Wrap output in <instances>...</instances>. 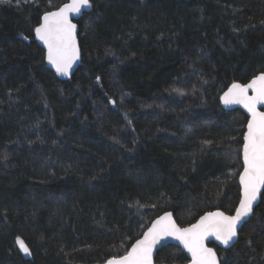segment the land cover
Returning a JSON list of instances; mask_svg holds the SVG:
<instances>
[{"label": "trees", "instance_id": "obj_1", "mask_svg": "<svg viewBox=\"0 0 264 264\" xmlns=\"http://www.w3.org/2000/svg\"><path fill=\"white\" fill-rule=\"evenodd\" d=\"M66 1L0 0V264H103L240 199L248 116L219 97L264 71V0H90L61 80L34 29ZM238 234L220 264H264V197Z\"/></svg>", "mask_w": 264, "mask_h": 264}, {"label": "snow or ice", "instance_id": "obj_2", "mask_svg": "<svg viewBox=\"0 0 264 264\" xmlns=\"http://www.w3.org/2000/svg\"><path fill=\"white\" fill-rule=\"evenodd\" d=\"M90 6V0H71L56 11L45 12L42 22L34 29L35 36L46 47L48 62L57 73L67 75L80 56L76 42L77 26L72 23L70 15L81 13ZM219 99L224 105L241 104L251 115L243 135V171L239 174L241 195L235 214L207 212L196 223L180 228L172 220L171 213H165L152 222L125 255L113 256L105 264H153L154 249L163 245L168 237L178 240L191 254V264H217L216 253L206 247L205 240L215 237L228 245L237 236L238 228L253 214L258 197H264L261 191L264 188V112L257 110L258 104L264 105V71L254 75L248 83L232 82ZM15 244L25 254H31L19 236Z\"/></svg>", "mask_w": 264, "mask_h": 264}, {"label": "water", "instance_id": "obj_3", "mask_svg": "<svg viewBox=\"0 0 264 264\" xmlns=\"http://www.w3.org/2000/svg\"><path fill=\"white\" fill-rule=\"evenodd\" d=\"M70 2H71V0H67V1H66L65 3H63V4L70 3ZM63 4H61L59 7L63 6ZM90 5H91L90 7L85 8V9H82V12H81V13H76V14H72V15H70V19L72 20V23L75 24V25L77 26V29H76V42H77V47H78L79 51H80L79 40H78V29H79V27H78V24H77V20H78L83 14H84V12L90 11V10L92 9V3H91V1H90ZM59 7H58V8H59ZM58 8L53 9V10H50V11H56ZM50 11H47V12H50ZM44 14H45V13L42 14L39 23L42 22V17H43ZM38 25H39V24H38ZM38 25H37V26H38ZM36 39H37V42H38V44L40 45V47L45 51V58H46V47H45V45H44L43 42L40 41L37 37H36ZM80 54H81V52H80ZM80 59H81V56H79V59L76 60V61L73 63V65H72V67L69 69V72H68L67 75L57 73L56 70H55V67H54L52 64H50V63L48 62L47 58H46V61H47V63L49 64L50 68L55 72V74L57 75V77H58L59 79H61V80H65V79H68L69 77H71V75L74 73V71L76 70V68L78 67V65H79V63H80ZM259 74H260V73H259ZM257 75H258V74H257ZM251 79H252V78H251ZM251 79H250V80H251ZM250 80H249V81H250ZM249 81H248V82H249ZM248 82H247V83H248ZM225 91H227V89H226ZM225 91H224V92H225ZM249 95H251V91H249ZM222 104H223V103H222ZM223 106H224L225 108H227V109H231V108H239V109H241V110H242V111L248 116V120L251 118L250 113H248L247 109H245V108L243 107V105H241V104H230V105H224V104H223ZM257 110H258V111H261V112H264V105H259V104H258V105H257ZM248 120H247V123H248ZM247 123H246V125H245V131H244V133L247 131ZM243 135H244V134H243ZM241 162H242V169H241V172H242V171H243V143H242V148H241ZM241 172H240V173H241ZM238 180H239V178H238ZM239 187H240V195H241V186H240V183H239ZM263 189H264V188H262L261 191H263ZM259 200H260V197H258V201L255 203L254 208H255L256 205L259 203ZM238 203H239V201H238ZM238 203H237V206H238ZM212 211H222V212H224L226 215H234V214H235V210H234V212L231 213V214L226 213L225 211H223V210H221V209H214V210H212ZM212 211H208V212H212ZM165 213H171V215H172V220L175 222V224H176L178 227H180V228H184V227H189L191 224L196 223V222L199 220L200 216L204 215V214L207 213V212H205V213H203L202 215H200V216H199L194 222H192V223H190V224H188V225H185V226H181V225H179V224L177 223V221H176V219H175V217H174V213H173L172 211H166V212L160 214L159 216L155 217V218L151 221V223L149 224V226L145 229V231H147V229H148L149 227H151L153 221L157 220L160 216H163ZM251 215H252V214H251ZM248 219H249V218H247V220H248ZM247 220H246V221H247ZM244 223H245V222H244ZM244 223H243V224H244ZM243 224H242V225H243ZM240 228H241V227L238 228L237 236L234 237L233 240L230 241L228 245H224V244H222L220 241L216 240L215 237H208V238L205 240V245H206V247H210V248H212L213 251L216 253V256H217V264H220L219 256H218V254H217L215 248H214L213 246L209 245V243H210V242H213L217 247L222 248V249L230 248V247H232V246L235 244V242L237 241V239H238V235H239L238 233H239ZM145 231H144V232H145ZM144 232H143L142 235H141L140 237H138L137 239L142 238ZM137 239H136V240H137ZM136 240H135V241H136ZM135 241H134L133 243H135ZM133 243H132V244H133ZM132 244H131V246H132ZM166 245H174V246L180 248V249L186 254V257L188 258V261H187L186 263H184V264H191V254L188 253L186 249H184L183 245L180 244V242H179L178 240H176V239H174V238H172V237H168V238H166L165 241L163 242V245H158V246H157V249H154V253H153V264H167V263H157V262L155 261V257H156L157 251H158L159 249H161L163 246H166ZM131 246L129 247V249L131 248ZM129 249H128V250H129ZM22 253L24 254V256H29L28 254H25L23 251H22ZM124 255H125V254H124ZM122 256H123V255H122ZM103 264H105V262H104Z\"/></svg>", "mask_w": 264, "mask_h": 264}, {"label": "flooded vegetation", "instance_id": "obj_4", "mask_svg": "<svg viewBox=\"0 0 264 264\" xmlns=\"http://www.w3.org/2000/svg\"><path fill=\"white\" fill-rule=\"evenodd\" d=\"M242 148V147H241Z\"/></svg>", "mask_w": 264, "mask_h": 264}]
</instances>
